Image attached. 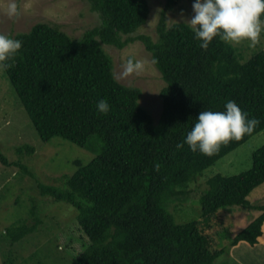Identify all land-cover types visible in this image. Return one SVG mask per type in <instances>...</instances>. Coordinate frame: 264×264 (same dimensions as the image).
Instances as JSON below:
<instances>
[{"label":"trees","instance_id":"trees-1","mask_svg":"<svg viewBox=\"0 0 264 264\" xmlns=\"http://www.w3.org/2000/svg\"><path fill=\"white\" fill-rule=\"evenodd\" d=\"M88 1L102 21L80 38L48 22L15 35L0 32L23 42L12 66L2 73L40 137L50 141L60 136L88 149L93 136L104 143L87 163L75 160L77 169L63 176V185L35 183L41 196L63 201L78 212L65 227L66 235H52L50 221L40 217L35 199L30 211L33 222L25 217L7 226L4 246L41 232L40 241H46L42 247L55 236L56 250L73 257L72 264H215L227 247L259 244L264 203H253L249 195L264 183V145L253 153L252 165L245 171L203 175L264 130V49L243 60L240 48L216 38L202 50L188 23H169L166 10L157 25V39L133 35L148 22L149 0ZM176 2L168 0L167 7ZM135 40L143 41L165 80L158 119L141 104L140 87L117 80L104 48L108 44L123 49ZM104 98L111 106L107 115L96 110L97 101ZM228 100L259 121L251 135L221 145L212 156L192 152L187 144L177 148L201 111H223ZM17 149L21 154L35 150L29 144ZM0 160L11 165L2 152ZM22 168L27 171L28 166ZM195 185L201 188L202 211L197 220H181L185 204L199 199L190 194ZM236 208L260 213L233 235L223 226L225 212ZM6 246L4 264H34L36 252L19 261V252L16 258Z\"/></svg>","mask_w":264,"mask_h":264},{"label":"rangeland","instance_id":"rangeland-1","mask_svg":"<svg viewBox=\"0 0 264 264\" xmlns=\"http://www.w3.org/2000/svg\"><path fill=\"white\" fill-rule=\"evenodd\" d=\"M12 2L13 0H0V32L7 34L15 35L26 32L39 22H48L60 26L72 37L80 38L86 30L99 25L102 21L99 12L93 10L88 0H14L19 14L10 17L8 8ZM167 2L168 0H149L151 11L148 22L133 35L147 34L157 39V25L164 10H166L169 23L187 22L191 17L193 0H177L171 9L167 7ZM234 45L241 49L243 60H246L256 49H264V33L255 48L251 47L248 41ZM104 48L113 60L117 80L128 86L140 87L143 93L141 104L158 119L163 110L161 90L165 86V80L143 41L135 40L123 49L108 44L104 45ZM130 59L133 62L140 61L143 64V71L139 74H126L125 66ZM2 72L4 71L0 69V152L7 156L11 165H5L0 160V264H4L5 261L6 244L4 246V243L8 239L4 234L6 227L19 223L25 217L29 223H32L33 218L30 216V211L35 199L39 205V212L42 213L40 217L45 221H50L52 235L56 236L57 232L66 235L65 227L74 221L78 212L75 207L64 205L63 201L41 196L37 186L35 188V183L63 185V176L76 171V159L87 163L104 149L103 140L99 136L91 138L92 147L90 149L83 148L60 136L44 141L8 77H4ZM9 86H11V91ZM94 142L100 143L101 147H97L98 145L96 146ZM27 144L35 148L34 152L19 153L17 148ZM262 145H264V130L253 135L216 164L207 168L203 176L208 178L217 171L224 175H231L249 169L252 165L253 153ZM22 164L28 166L27 171L23 170ZM200 184L204 187L202 181ZM200 192L201 188L195 185L190 194L191 196L197 194L195 199H198ZM249 199L253 203H264V183L249 195ZM184 208L185 210L179 215L181 220H197L202 211L200 198L185 204ZM225 213L227 223L223 229L235 235L247 227L260 211L236 208ZM34 234L6 248L14 250L16 258H18L16 253L19 252L21 255L19 261H22L23 257H28L32 252H36L33 258L34 264H72L73 257L63 249L56 250L59 243L55 236L42 247L46 241H40L41 232L38 233V237L33 236ZM222 236L221 234L219 238ZM66 239L68 241L67 236ZM221 240L223 243L224 240ZM219 259L215 264H264V235L256 246L241 243L229 249L227 247Z\"/></svg>","mask_w":264,"mask_h":264},{"label":"clouds","instance_id":"clouds-1","mask_svg":"<svg viewBox=\"0 0 264 264\" xmlns=\"http://www.w3.org/2000/svg\"><path fill=\"white\" fill-rule=\"evenodd\" d=\"M18 14L17 4L13 0L8 15L15 17ZM187 23L202 50L206 51L216 38L230 45L248 41L255 48L264 33V0H193L192 15ZM22 45L21 40L0 33V69L12 66ZM142 71L143 64L138 60L133 62L130 59L125 66L126 74H139ZM96 110L103 115L110 112L107 98L97 101ZM258 123L234 100H228L223 111H201L177 148L187 144L192 152L212 156L221 145L251 135ZM156 170H159L158 164Z\"/></svg>","mask_w":264,"mask_h":264}]
</instances>
